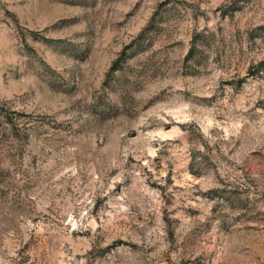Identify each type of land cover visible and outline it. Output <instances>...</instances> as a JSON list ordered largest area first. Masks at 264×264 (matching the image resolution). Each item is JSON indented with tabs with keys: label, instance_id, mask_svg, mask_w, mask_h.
Masks as SVG:
<instances>
[{
	"label": "rangeland",
	"instance_id": "374dc122",
	"mask_svg": "<svg viewBox=\"0 0 264 264\" xmlns=\"http://www.w3.org/2000/svg\"><path fill=\"white\" fill-rule=\"evenodd\" d=\"M239 3L0 0V264H264V0Z\"/></svg>",
	"mask_w": 264,
	"mask_h": 264
},
{
	"label": "trees",
	"instance_id": "16d2710c",
	"mask_svg": "<svg viewBox=\"0 0 264 264\" xmlns=\"http://www.w3.org/2000/svg\"><path fill=\"white\" fill-rule=\"evenodd\" d=\"M240 7V3H239V0H230V7L229 9H235V8H238ZM118 63V60L116 61L115 65H117ZM114 65V69L116 68ZM264 70V59H262L259 64H258V71H263Z\"/></svg>",
	"mask_w": 264,
	"mask_h": 264
}]
</instances>
